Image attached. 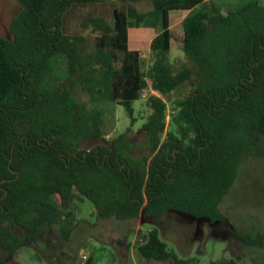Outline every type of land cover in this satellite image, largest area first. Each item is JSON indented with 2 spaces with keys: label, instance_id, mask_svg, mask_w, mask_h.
Returning a JSON list of instances; mask_svg holds the SVG:
<instances>
[{
  "label": "trees",
  "instance_id": "trees-1",
  "mask_svg": "<svg viewBox=\"0 0 264 264\" xmlns=\"http://www.w3.org/2000/svg\"><path fill=\"white\" fill-rule=\"evenodd\" d=\"M16 1L21 9L0 36V264L40 238L45 226L60 223L53 196L68 203L76 193L92 202L97 218L174 210L226 222L221 202L244 157L264 138V0L223 13L194 9L201 0H146L151 9L141 12L135 0H118L126 9H114L111 22L102 15L80 22L94 33L93 51L85 35L62 31V19L74 5L105 0ZM190 9L181 22L190 64L174 70L167 57L173 38L168 12ZM146 19L162 24L147 67L126 46L127 29ZM58 56L66 61L60 79ZM182 87L187 91L173 98ZM147 88L150 111L140 125L146 154L130 155L126 132L108 145L84 148L103 133L101 97L123 106L132 125L133 102ZM77 89L90 103L76 97ZM236 236L247 247L264 248V231ZM136 251L145 259L201 264L178 257L156 228ZM83 264H93L92 256Z\"/></svg>",
  "mask_w": 264,
  "mask_h": 264
},
{
  "label": "rangeland",
  "instance_id": "rangeland-1",
  "mask_svg": "<svg viewBox=\"0 0 264 264\" xmlns=\"http://www.w3.org/2000/svg\"><path fill=\"white\" fill-rule=\"evenodd\" d=\"M132 5L136 6L135 3ZM101 8L103 11L97 14L111 22L106 4ZM150 8L151 4L144 1L140 10L147 11ZM20 9L16 0H0V36H7L9 23ZM157 29L150 27L146 35L151 36ZM140 30L134 28L130 31ZM82 34L87 39V50L93 51L94 33L84 30ZM182 36L179 24L173 30L171 47L167 53L174 70L190 64L181 48ZM141 53L144 66L147 67L151 61L150 50L142 49ZM57 58L56 78L60 79L66 61L62 56ZM185 91L186 87H182L174 92L173 98ZM75 95L79 100L90 103L89 95L80 89L76 90ZM147 95V91H144L140 99L133 102L137 120L132 125L123 106L101 97L99 103L103 133L85 141L84 148L106 144L109 140L104 137L110 139L126 132V139L132 146L130 155L138 158L146 154V135L140 130V125L150 111L146 104ZM52 198L62 214L60 223L45 226L40 238L24 244L15 256L9 257V264H83L90 255L93 264H173L169 260L157 261L138 255L136 247L151 228L158 230L159 238L180 258L196 257L201 264L230 258L240 263L264 261V248L247 247L236 236L264 231V138L257 148L244 157L235 185L221 202L220 209L225 212L226 222L211 223L174 210L155 217L140 215L137 219L97 218L92 202L80 198L76 193L68 203L58 196ZM12 230L22 233L21 229L14 226Z\"/></svg>",
  "mask_w": 264,
  "mask_h": 264
},
{
  "label": "crops",
  "instance_id": "crops-1",
  "mask_svg": "<svg viewBox=\"0 0 264 264\" xmlns=\"http://www.w3.org/2000/svg\"><path fill=\"white\" fill-rule=\"evenodd\" d=\"M144 1L146 2V0L133 1L132 3L136 4V6L133 5L134 8L139 12L143 11L140 10V7ZM248 1L250 0H201L200 5L195 7L194 9L202 8L204 10H207L209 13H214V12L223 13L226 10L240 7ZM105 4H106V8L108 7L110 17L114 9H119V10L126 9V4L118 0H109V1L105 0V2L103 3H87V4L74 5L63 16L62 26H61L62 31L66 34H82V31H84V29L80 25L81 20L90 15H100L97 13L99 11H103L101 6L103 7V5ZM179 11H182L183 13H178ZM191 11L192 9L185 11L170 10L168 12V28L173 32V30L177 27V25L179 24L181 25L182 20L187 15H189ZM140 24H143V26L140 27ZM152 26L158 28L157 32L152 33L151 36L146 35L147 34L146 32H148L149 28ZM134 28L137 29L141 28V30L132 33L130 30ZM161 31H162L161 22L153 19H146L143 22L138 23V25L136 26L129 27L127 29V41H126L127 49L136 52L139 55V57H141L142 49L149 50L151 40Z\"/></svg>",
  "mask_w": 264,
  "mask_h": 264
},
{
  "label": "built area",
  "instance_id": "built-area-1",
  "mask_svg": "<svg viewBox=\"0 0 264 264\" xmlns=\"http://www.w3.org/2000/svg\"><path fill=\"white\" fill-rule=\"evenodd\" d=\"M146 91H150V89L149 88H147L146 89ZM150 92H152V91H150ZM103 137V136H102ZM105 139H107V140H109V141H107V143H110L111 142V140L113 139V138H110V139H108V137L106 138V137H104ZM89 149V148H88ZM82 258L83 259H85L86 257L85 256H82Z\"/></svg>",
  "mask_w": 264,
  "mask_h": 264
}]
</instances>
